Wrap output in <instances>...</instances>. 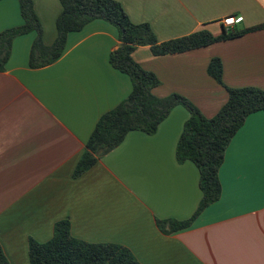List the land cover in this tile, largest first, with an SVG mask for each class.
<instances>
[{"label":"crops","instance_id":"obj_1","mask_svg":"<svg viewBox=\"0 0 264 264\" xmlns=\"http://www.w3.org/2000/svg\"><path fill=\"white\" fill-rule=\"evenodd\" d=\"M133 23H147L159 42L241 16L234 27L264 24V0H116ZM46 45L56 37L59 0H32ZM17 0H0V32L22 24ZM35 32L15 37L0 71V246L9 264H28V240L45 242L68 219L73 237L127 247L140 264H264V111L247 116L218 170L219 199L188 228L166 234L157 219H188L201 198L199 173L179 163L176 144L189 113L176 105L146 134L130 131L81 175L73 170L97 120L126 98L128 75L109 54L117 29L95 19L67 35L53 63L31 68ZM222 64V82L206 71ZM132 58L159 80L158 97L176 93L213 117L226 87L264 89V28L195 50Z\"/></svg>","mask_w":264,"mask_h":264},{"label":"trees","instance_id":"obj_2","mask_svg":"<svg viewBox=\"0 0 264 264\" xmlns=\"http://www.w3.org/2000/svg\"><path fill=\"white\" fill-rule=\"evenodd\" d=\"M17 1L23 22L0 32V71L5 68L13 39L19 35L35 32L28 64L31 68H40L61 56L69 33L80 31L92 20H104L118 32L119 43L110 52L109 63L129 76L131 90L124 100L97 120L75 165L74 177L84 173L101 156L117 147L128 132L153 134L174 106L182 105L187 109L189 117L177 141L175 156L179 163L188 160L196 166L201 198L188 219H157L156 224L166 234L188 228L207 206L219 199L221 184L218 170L226 147L248 115L264 111V89L225 86L227 100L213 117L206 118L179 94L171 93L163 97L154 95L153 89L159 85V80L135 62L132 53L139 46H148L154 56L183 53L261 30L264 24L249 28L222 26L221 33L217 35L202 29L159 42L147 23L131 22L116 0H59L61 10L55 21L56 37L52 44L46 45L32 0ZM206 71L217 83L223 85L219 58H211ZM28 255V264H140L132 252L121 244L92 243L73 237L68 219L56 221L52 237L45 242L30 238ZM0 264H9L1 246Z\"/></svg>","mask_w":264,"mask_h":264},{"label":"built area","instance_id":"obj_3","mask_svg":"<svg viewBox=\"0 0 264 264\" xmlns=\"http://www.w3.org/2000/svg\"><path fill=\"white\" fill-rule=\"evenodd\" d=\"M241 19V16H228L222 20V24L225 28H232L235 24L239 23Z\"/></svg>","mask_w":264,"mask_h":264}]
</instances>
